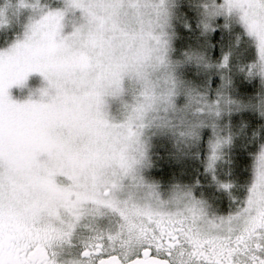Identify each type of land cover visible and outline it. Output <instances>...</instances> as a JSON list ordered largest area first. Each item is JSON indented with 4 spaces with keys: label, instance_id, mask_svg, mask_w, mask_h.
Returning <instances> with one entry per match:
<instances>
[{
    "label": "snow or ice",
    "instance_id": "obj_1",
    "mask_svg": "<svg viewBox=\"0 0 264 264\" xmlns=\"http://www.w3.org/2000/svg\"><path fill=\"white\" fill-rule=\"evenodd\" d=\"M0 264H264V0H0Z\"/></svg>",
    "mask_w": 264,
    "mask_h": 264
}]
</instances>
